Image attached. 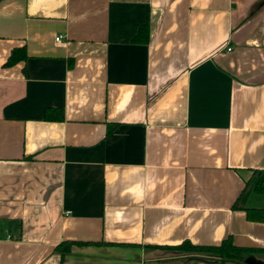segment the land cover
Listing matches in <instances>:
<instances>
[{
	"label": "crops",
	"instance_id": "1",
	"mask_svg": "<svg viewBox=\"0 0 264 264\" xmlns=\"http://www.w3.org/2000/svg\"><path fill=\"white\" fill-rule=\"evenodd\" d=\"M254 170L264 0H0V264H264Z\"/></svg>",
	"mask_w": 264,
	"mask_h": 264
},
{
	"label": "trees",
	"instance_id": "2",
	"mask_svg": "<svg viewBox=\"0 0 264 264\" xmlns=\"http://www.w3.org/2000/svg\"><path fill=\"white\" fill-rule=\"evenodd\" d=\"M143 36V41H148V28L146 25H141L137 36ZM136 36V37H137ZM26 57L25 47L13 49L7 64H13ZM54 109L47 108L45 110V118H55L53 115ZM59 118H63L61 115ZM264 192V170H254L252 177L246 182L245 187L241 191L234 206L246 212V216L251 221L264 222V207L248 206L246 200L251 194H261ZM240 201L241 204H238ZM73 242H62L56 247V251L63 257L70 251ZM186 254L194 256L203 254V256L215 257L220 263L225 261H233L238 264H249L250 259L256 250L251 248H243L235 246L230 239L224 240L219 245H194L190 242H183L178 246L171 247Z\"/></svg>",
	"mask_w": 264,
	"mask_h": 264
},
{
	"label": "rangeland",
	"instance_id": "3",
	"mask_svg": "<svg viewBox=\"0 0 264 264\" xmlns=\"http://www.w3.org/2000/svg\"><path fill=\"white\" fill-rule=\"evenodd\" d=\"M255 195V194H254ZM255 201L253 203H255L254 205H262L264 206V192L261 194H257L255 195ZM251 203V204H253Z\"/></svg>",
	"mask_w": 264,
	"mask_h": 264
},
{
	"label": "built area",
	"instance_id": "4",
	"mask_svg": "<svg viewBox=\"0 0 264 264\" xmlns=\"http://www.w3.org/2000/svg\"><path fill=\"white\" fill-rule=\"evenodd\" d=\"M55 39H56V41H59V40L61 39V36L59 35V36H57ZM227 50L230 51L231 48H227Z\"/></svg>",
	"mask_w": 264,
	"mask_h": 264
}]
</instances>
